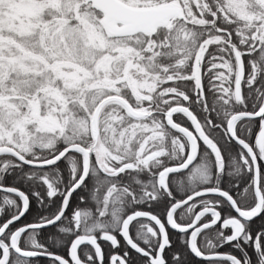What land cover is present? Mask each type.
Returning <instances> with one entry per match:
<instances>
[{"label": "snow or ice", "instance_id": "obj_1", "mask_svg": "<svg viewBox=\"0 0 264 264\" xmlns=\"http://www.w3.org/2000/svg\"><path fill=\"white\" fill-rule=\"evenodd\" d=\"M256 218L264 0H0V264H264Z\"/></svg>", "mask_w": 264, "mask_h": 264}, {"label": "trees", "instance_id": "obj_2", "mask_svg": "<svg viewBox=\"0 0 264 264\" xmlns=\"http://www.w3.org/2000/svg\"><path fill=\"white\" fill-rule=\"evenodd\" d=\"M261 227H264V218H256L254 220V222L252 223V229L256 230V229H259ZM221 251L228 252V251H230V249L226 246L224 249H221ZM249 251L251 252V250H249ZM65 255H66V253H65ZM237 255H239V253ZM253 259H255V257H253ZM40 264H48V259L40 258ZM105 264H107L106 261H105ZM193 264H198V261H196L195 258H193Z\"/></svg>", "mask_w": 264, "mask_h": 264}, {"label": "flooded vegetation", "instance_id": "obj_3", "mask_svg": "<svg viewBox=\"0 0 264 264\" xmlns=\"http://www.w3.org/2000/svg\"><path fill=\"white\" fill-rule=\"evenodd\" d=\"M102 244H103V246H104V251H105V256H106L105 261H106V263L108 264L107 257H108V253H109V251H110V248H109V246H108L107 244H104L103 242H102ZM230 251H233V250L230 249ZM236 254H238V253H236Z\"/></svg>", "mask_w": 264, "mask_h": 264}, {"label": "water", "instance_id": "obj_4", "mask_svg": "<svg viewBox=\"0 0 264 264\" xmlns=\"http://www.w3.org/2000/svg\"><path fill=\"white\" fill-rule=\"evenodd\" d=\"M43 259H47V258H43Z\"/></svg>", "mask_w": 264, "mask_h": 264}]
</instances>
